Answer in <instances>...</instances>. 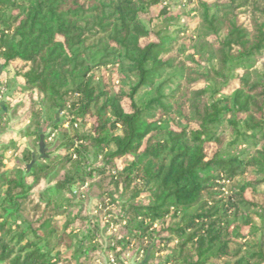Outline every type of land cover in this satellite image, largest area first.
I'll return each mask as SVG.
<instances>
[{
    "label": "trees",
    "instance_id": "16d2710c",
    "mask_svg": "<svg viewBox=\"0 0 264 264\" xmlns=\"http://www.w3.org/2000/svg\"><path fill=\"white\" fill-rule=\"evenodd\" d=\"M0 100V264H264V0H0Z\"/></svg>",
    "mask_w": 264,
    "mask_h": 264
},
{
    "label": "rangeland",
    "instance_id": "374dc122",
    "mask_svg": "<svg viewBox=\"0 0 264 264\" xmlns=\"http://www.w3.org/2000/svg\"><path fill=\"white\" fill-rule=\"evenodd\" d=\"M192 5L193 4L186 5V9L188 10V9L192 8ZM160 10H161V6L153 7L150 9L149 14L141 16V19L143 20V22L146 25H148L150 20H151V23H153L154 22L153 18H155L159 14ZM199 86H201V84ZM118 87H119L118 83L114 81L113 91L116 92L118 90ZM0 104H2L1 100H0ZM17 120H19V119H17ZM17 120L10 121V122L8 121L9 122L8 127H9V125H12L13 123H17L18 122ZM20 128H21L20 126L14 127L13 132H15V133L18 132V130ZM47 132H48V130H47ZM42 152H44V150H42ZM261 189H264V187H262ZM64 196H65V194L60 192V193H55L54 195H52V198L55 201L59 202L64 198ZM88 208H89V205H88ZM75 212H76V210H75ZM87 214H88V216H90V212H88V210H87ZM140 260H141L140 256H136V255L128 256V254H127L125 259H124V262L129 263V264H140Z\"/></svg>",
    "mask_w": 264,
    "mask_h": 264
}]
</instances>
